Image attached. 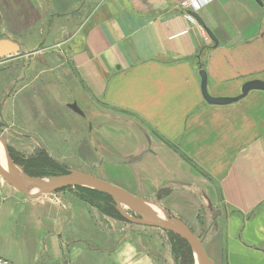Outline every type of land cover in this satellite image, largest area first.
Listing matches in <instances>:
<instances>
[{
    "label": "crops",
    "instance_id": "1",
    "mask_svg": "<svg viewBox=\"0 0 264 264\" xmlns=\"http://www.w3.org/2000/svg\"><path fill=\"white\" fill-rule=\"evenodd\" d=\"M2 1L0 15L11 32L17 20L8 17L16 13ZM185 1L101 0L88 9L73 36L49 49L63 58L62 46L71 45L70 60L57 64L67 78L42 83L48 95L42 104L50 106L35 105V125L43 128L41 113L51 110L50 119L69 130L71 152L95 166L83 171L157 201L186 224L199 223L203 236L191 229L215 264H264V90L213 104L203 96L200 75L206 70L214 97L238 96L247 81L264 80V0H198L191 11L217 44L188 17ZM19 2L20 32L44 26L43 0ZM54 25L51 36L67 31L64 23ZM28 85L20 107L26 113L33 104ZM19 191L0 176V259L161 264L129 242L116 246L113 262H92L66 195Z\"/></svg>",
    "mask_w": 264,
    "mask_h": 264
},
{
    "label": "rangeland",
    "instance_id": "2",
    "mask_svg": "<svg viewBox=\"0 0 264 264\" xmlns=\"http://www.w3.org/2000/svg\"><path fill=\"white\" fill-rule=\"evenodd\" d=\"M7 1L8 7H11L12 11L16 13L15 16L8 17V19L17 21L15 26H13L14 22L11 24V29H13V31L9 32L8 27L6 28V26L3 25V18L0 15V36L23 42L24 48H22V52H30L31 50L37 49H40V51L29 57L24 56L17 60L0 61V111H2L3 114V119L0 116V140L2 142V144L0 142V148L2 149V155L4 156V149L2 147L4 141L8 149L11 150L10 153H14L13 156L15 158L17 156H23L29 159L38 149H45L49 155L64 167V173H67L69 169L76 168L80 170L84 168L85 170L93 172L95 169L93 164L83 163V161L77 158V153L74 155L71 152L73 148H68L69 142L67 139L69 130L64 126L61 127L62 125H57L58 123L55 120L50 119L52 115L51 110L41 113V116L44 117V125L47 126H43V128L35 125L34 113L37 109H35L36 104L40 107H44V109L50 106L48 101L43 103L44 106L42 104L44 98L47 99L48 96L47 93H44L47 90L40 88L42 83H48L49 80H63V82H66L65 79L67 78L65 76L67 72L66 69H64L63 66L57 68V64L62 60H70L71 45L66 44L62 46V53H64L63 58L57 56L55 51L49 49L56 45L57 42L60 44L64 40L71 38L77 27L78 20H81L86 14V11L92 9L93 6L98 4L101 0H78V2L76 0H43L44 26L36 25L34 30L27 29L22 32L18 30L22 26L17 25L18 19L22 18V16H18V5L20 2L19 0ZM57 2L59 3L58 7H56ZM0 4V7H2V0ZM74 9H77L76 14H74ZM58 14L62 15L60 19L64 18L65 20H62V22L59 20L58 22ZM58 23L60 25L64 23L67 31H65L64 34L60 33L59 37H56V34L51 36L52 31L50 30V24L58 25ZM56 25H54V27H56ZM46 50L53 54L43 59L42 52ZM40 74H43V77L42 75L40 76ZM26 82L29 84L27 91L31 93L28 100L30 104L33 103L32 106H27L26 110L28 113L25 112L24 106L20 109L21 103L24 102L23 95L24 91H26V89H24ZM13 86L15 89L13 88V93L8 96ZM35 93L39 95V100L36 102H34ZM7 96L8 99L2 105L3 100L6 99ZM62 106L65 107L64 104ZM29 107L31 113L28 111ZM50 113L51 115H49ZM72 115L73 113L69 116L71 120H73ZM26 117L27 120L25 119ZM26 121L28 124H33L32 127H23L22 124ZM61 122L62 121H60V123ZM62 124L67 125V123L64 122ZM76 141L77 139L74 140V148L77 147ZM19 166L26 172L24 166L20 164ZM54 176L56 175L33 177L51 179ZM99 191L101 190L79 185L63 187L53 192L66 195L69 201L67 206H69L70 212L75 216L74 219H76V223L74 224L75 227L78 229L81 227L84 228L80 230L84 232L85 239L90 244L92 262H113L111 255L114 253L113 251L116 246L120 242H129L137 248H140L143 252L153 255L161 264H177L174 254L173 239L168 230L136 223V220H143L147 215L144 211L136 209L129 204L119 203L125 215L120 212L118 204L116 203V208L120 212V215L115 214V209L113 211L106 203L105 198L102 199V197L98 195L100 193ZM19 193L22 192L19 191ZM153 201L157 202L155 200ZM160 206L165 210L168 216L179 218L175 215H171V212L162 205ZM151 207L152 205H150V208ZM187 225L203 236V230L199 223L190 221ZM100 253H102V255L98 256ZM185 261L184 257H182L181 263L184 264Z\"/></svg>",
    "mask_w": 264,
    "mask_h": 264
},
{
    "label": "water",
    "instance_id": "3",
    "mask_svg": "<svg viewBox=\"0 0 264 264\" xmlns=\"http://www.w3.org/2000/svg\"><path fill=\"white\" fill-rule=\"evenodd\" d=\"M256 1H258L261 5L263 4L262 0ZM187 12L197 20V22L206 30V32L217 44L218 40L214 32L205 24L201 16L191 10ZM19 50L20 45L18 43L9 38H0V58L13 55ZM200 75L203 96L207 102L213 104L232 103L246 96L251 90H264V80L252 79L244 83L242 87V93L238 96L214 97L210 95L208 91V75L206 70L201 68ZM69 106L75 111L82 113L81 109L77 105L69 104ZM2 115V111H0V116L3 119ZM3 149L6 166H2L0 164V176L17 190H20L29 196H38L40 194L51 193L60 188L68 186L82 185L99 189L109 194L115 200L122 214L125 213L119 204L120 202L129 204L136 209L144 211L147 215L146 218H144L143 220H134L136 223L159 227L180 235L192 246L195 258L196 256L198 257L200 264H215L214 260L208 255L202 240L196 235V233L179 218L168 216L165 210L157 202H154L147 198L137 197L113 183H110L92 173L80 169H69L67 173H61L54 176L53 178H55V181H53L52 183H43L38 180L45 178H36L30 176L19 166V164H16L13 161L9 149L4 141ZM28 187H34L35 191L29 192ZM150 205H154L160 208L164 220L155 219L150 215Z\"/></svg>",
    "mask_w": 264,
    "mask_h": 264
},
{
    "label": "trees",
    "instance_id": "4",
    "mask_svg": "<svg viewBox=\"0 0 264 264\" xmlns=\"http://www.w3.org/2000/svg\"><path fill=\"white\" fill-rule=\"evenodd\" d=\"M13 154L14 153H11L13 160L16 163L24 166L26 172L33 176L58 175L64 173L65 171L64 167L57 160L52 158L45 149H38L31 157H29V159H26L23 156H17L15 158ZM99 192L100 193L97 194L102 197V199L105 198V201L109 205V207L113 209V211L115 209V214L120 215V212L116 208L117 204L115 200L109 194L101 191ZM168 232L173 239L176 263L182 264L181 258L184 257V259L186 260L184 264H195L194 251L189 242L176 233H173L171 231Z\"/></svg>",
    "mask_w": 264,
    "mask_h": 264
},
{
    "label": "bare ground",
    "instance_id": "5",
    "mask_svg": "<svg viewBox=\"0 0 264 264\" xmlns=\"http://www.w3.org/2000/svg\"><path fill=\"white\" fill-rule=\"evenodd\" d=\"M0 142H1V140H0ZM1 144H2V142H1ZM2 147H3V145H2ZM0 158L2 159V160L0 159V164L2 166H6L5 165V159H4V156L2 155V149L1 148H0ZM38 181H41L43 183H52L53 181H55V178H51V179H39ZM28 191L29 192H34L35 189H34V187H28ZM123 204H126V203H123ZM150 213H151L150 215L152 217H154L155 219L164 220L163 219V214H162L160 208H158L157 206L152 205V207L150 208ZM196 264H200L199 259H198L197 256H196Z\"/></svg>",
    "mask_w": 264,
    "mask_h": 264
},
{
    "label": "flooded vegetation",
    "instance_id": "6",
    "mask_svg": "<svg viewBox=\"0 0 264 264\" xmlns=\"http://www.w3.org/2000/svg\"><path fill=\"white\" fill-rule=\"evenodd\" d=\"M0 38H9V37H3V36H1ZM10 39V38H9ZM11 40H13V39H11ZM14 42H16V43H18L19 45H20V50L17 52V53H15V54H13V55H10V56H7V57H3V58H0V61L2 60V62H4V61H11V60H17V59H19V58H23L24 56H32L33 54H36V53H38L39 52V50L40 49H37V50H31L30 52H25V51H23L22 52V48H24V45H23V42H21V41H18V40H13ZM23 80V79H22ZM15 89V87L13 86V87H11V90H10V92H9V94H8V96H10L13 92H12V89ZM8 96H7V98L6 99H4L3 100V102L5 101L6 102V100L8 99ZM4 102V103H5ZM4 103H2V105L4 104ZM9 152H10V149H9ZM10 155H11V153H10ZM12 157V156H11ZM13 159V158H12ZM14 161V160H13ZM15 162V161H14Z\"/></svg>",
    "mask_w": 264,
    "mask_h": 264
},
{
    "label": "built area",
    "instance_id": "7",
    "mask_svg": "<svg viewBox=\"0 0 264 264\" xmlns=\"http://www.w3.org/2000/svg\"><path fill=\"white\" fill-rule=\"evenodd\" d=\"M197 1L198 0H187L183 3V7L187 9V11H190L192 8H194V5L196 4ZM188 17L192 18L194 22L197 23V20L193 16H191L189 13H188ZM0 264H12V263L10 261L0 259Z\"/></svg>",
    "mask_w": 264,
    "mask_h": 264
}]
</instances>
